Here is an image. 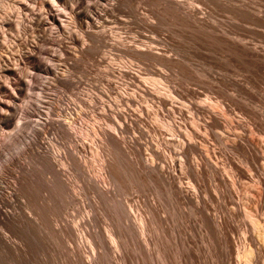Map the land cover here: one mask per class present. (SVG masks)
I'll use <instances>...</instances> for the list:
<instances>
[{"label":"bare ground","instance_id":"1","mask_svg":"<svg viewBox=\"0 0 264 264\" xmlns=\"http://www.w3.org/2000/svg\"><path fill=\"white\" fill-rule=\"evenodd\" d=\"M28 1L15 2L18 9L16 12L18 15L16 26L19 34L20 30L23 29V22L26 21L22 13L28 12L29 16H32L28 22L31 26H35V30L32 32L35 35L22 39L20 43L22 51L19 52L18 57L16 56L15 63H10L8 59L0 60V76L7 78L6 80L10 79V76L15 78V82L8 80L7 85L12 87V93L7 94L9 95L7 99L9 102H3L0 98V130L2 135L8 137L9 142H18V138L20 139L31 103L30 95H26L25 106L18 117L15 102L17 103L25 90L29 92H32V90L37 91L35 87L26 84L23 76L16 74L17 69L15 70L14 67L20 65L22 61L29 60L32 74L36 77L40 71L50 75L52 72L48 65L41 64L40 55H47L49 52L44 51L39 43L41 41L47 42L48 31L53 34L51 26H58L56 17L52 16V10L34 14L36 10L27 6L30 3ZM186 1L92 0L94 4L96 2L102 3L99 8H95L87 4L85 0H70L69 11L71 17L82 24H86L83 35L90 43L96 44L92 46L82 42L81 47L78 49V58L87 56L94 61L95 56L101 53L100 48L108 49L107 52H104L105 56L104 54L103 56L98 55V59H96V63L99 65L106 63L101 78L104 88L97 94L79 92L78 89H75L77 92L72 94L74 99L71 105H65L62 109L54 106L47 108L44 118L37 121L38 129H31L30 134L26 136V140L23 142L20 140L23 144L21 153L25 157V159H22H28V161L22 163L20 162L21 158L17 156L4 157L5 164L3 163L4 165L0 168V175L9 172L13 181L8 183L0 176V262H4L3 260L23 262L25 256L34 248L35 243L33 241L37 242L36 246L38 244L44 246L46 242L51 245L54 243L56 246H59L58 244L62 245L67 254L68 261H66L69 264H97L104 256L107 257L108 264H124L125 258L122 252L129 245L136 247L140 256L144 258L147 247L152 244L151 235H147V233L150 228L156 225L159 215L152 199L141 201L143 204L137 201V204L129 205V202L116 198L121 184L116 172L119 162L116 161L128 158L132 161V164L134 163L137 166L139 179L154 184L159 189L162 188L167 192L176 207H187L198 217L200 225L213 234L206 235L207 240L209 239V242L218 245L225 255L227 254L228 259L235 256V264H264V228L255 219L257 213L262 211L264 207V115L262 112L264 105L258 112H255V109H253L254 111L249 110L250 106L244 109L243 114L248 119L251 127V130H249L250 128L246 129V125L241 122L242 120L236 119L231 105L228 106L227 103H232L234 98H227L223 95L224 93L222 94L221 91H224V89L220 90L222 80L219 77L210 76L211 79H208L209 75L204 74L208 77V80L213 81L209 89L205 90L206 93L199 94L186 86V94L183 95L180 90L178 91V87L176 88L177 83L175 81L177 78L180 80V77L184 79L182 77L185 75L182 73L184 64L181 60L174 58L175 56L172 57L163 49L164 47L161 49L156 48L159 45L157 39L148 40L145 36L137 34V40L131 39L127 43L119 33H114L115 26L122 25L125 21L122 20L124 17L120 19L114 15V12L122 11L128 16V21H133L141 28L150 29L153 33L160 31L161 28H158V26L163 22L160 19V14L163 13L171 16L172 20L174 18V21L185 28L184 33L186 32L197 38L198 43L201 40L205 45H211L213 48L215 46L217 50H220L222 54L218 51L219 54L226 60V62L224 60V63L227 64V61L237 64L246 63L264 70V50L260 46L261 49L257 48V45V47L250 46L247 43L250 39L245 36L251 31L241 30L239 32L237 31L238 28L237 30L232 29L234 26L231 28L222 26L221 22H218L219 20L216 21L213 18L214 16L212 17V14L208 13L206 16V13L201 11L200 8L205 5L200 6L202 5L200 4L199 8L195 4H188ZM200 2H197V4ZM204 2L206 4L209 2V5L211 4L216 8L220 7V11L224 4L222 9L236 14L238 16L236 19L242 18L264 28V20L260 16L259 9L255 10L258 11V14H254V11H251L252 9L249 11L247 8H242L244 6H239L240 2L238 4L236 2L235 4L232 3L237 4L236 7L231 4V0H222L221 2L219 0L218 2L216 0H205ZM134 4L137 7L140 6L139 4H144L146 7L153 6L156 10L151 7L152 9L149 12L151 18H148L146 17L147 14L144 13L146 16L142 14V8L138 11V9H135L136 5L133 6ZM242 4L245 5L243 1ZM46 5L47 3L44 2L42 7ZM246 5L252 6L247 3ZM124 8H126V11L123 10ZM206 9L204 8L205 12H207ZM215 9L214 11L218 14V10ZM210 12H213L212 9ZM234 14L230 16H234ZM13 16V14H7L0 18V26L12 27L10 24L11 19H14ZM175 23L173 22L171 27L174 28ZM166 24V22H163V26ZM164 28L162 27V29ZM262 30L264 31V29ZM108 33L113 34L115 39L110 43H105L104 39L107 38ZM252 33L254 35L256 31L255 33L252 31ZM67 35L66 39L70 41L71 45L79 44L78 38L74 37L75 34L69 31ZM255 35L252 37H256ZM244 37L248 39L246 42H244ZM262 38L263 41H261V38L258 40L264 43V37ZM194 44L196 43L194 42ZM204 44L198 47L204 48ZM60 45L62 46L59 47V51L66 57H71V53L65 50L67 47L63 43H60ZM198 47L196 48L198 49ZM89 50L92 53H88ZM112 51L137 60V70L134 68L136 65L133 66L130 62H120L119 66L115 67L112 63L114 55V53H111ZM55 56L47 55L51 60ZM198 57L197 61L201 60ZM68 58H65V60ZM70 59L72 60V58ZM58 61L60 63L63 59ZM219 61L213 60L212 62L216 68L220 69L223 64L221 65ZM71 62L73 63V61ZM186 66L189 67L187 64ZM228 66H225L226 70L231 68ZM225 67H222V69ZM207 69H205L206 72ZM249 69L247 72L250 71ZM58 70L60 69L57 68V72H54L55 80L53 82L62 87L69 86L70 83L66 78L70 74L68 68H64L63 71ZM243 70L245 71V69ZM253 70L256 72L255 69ZM202 72L204 73V71ZM191 73H188L189 82L193 80ZM209 73L211 74L208 71L207 74ZM115 74L118 76L117 79L128 77L129 81L121 82L120 87H122L120 88L118 83L110 81V77H115ZM193 74L195 75V72ZM34 77L32 76L31 79ZM242 78L239 80L241 81ZM228 81L230 85L235 87L233 92L236 91L239 93L238 95L243 96L244 102L249 100L246 92H249L251 85L246 86L249 87V90L243 88V90H246V92H243L239 88L241 87L239 84L242 83L238 84L237 80ZM244 83H247V81ZM205 85L202 88L205 89ZM223 87L221 86V89ZM2 90L3 85L0 83V91ZM38 90L40 93L44 92L42 88ZM227 94L230 95L229 91ZM259 99L261 100V97ZM240 105L242 104L240 103ZM237 107L239 108V105ZM257 108H259V105ZM52 116H55L56 119H52ZM15 118H17L18 123L12 131L8 132L7 130L11 128ZM253 132L257 133L263 140L256 141ZM5 148L6 145H0V154ZM89 150L101 159L100 166L96 170L91 169L89 166L90 162L86 157ZM106 154L112 157L108 155L106 157ZM231 154L237 157V163L230 157ZM219 156L222 157L223 162L219 160ZM35 167L36 169H34ZM225 176H235L242 180H252L255 177L257 178L256 184L259 186L253 201L254 208L252 211L254 215L246 214L251 231L246 229V235H243L240 240L233 241L228 235L229 232L236 231L228 221L238 216L239 213L240 204L234 200L235 195L238 193L236 189L238 181H236L237 179H230V184H228ZM185 179L187 182L184 183ZM206 183H210L211 186H205ZM18 194L24 195L26 203L24 201V203H19L20 200L17 201ZM202 194H204V197ZM84 195L91 197V204L86 205L88 203L85 204V201L80 198ZM57 197H61L63 203L65 202L66 209L70 205H76L83 214L77 219H75L77 216L74 217L73 215H71V218L74 217L72 219L63 218L64 214L68 213L66 212L68 209L63 215L57 212ZM219 201L232 207L233 213L226 215H229L228 219L226 216V219H221L219 215L217 217L212 213L215 211L216 206L219 207ZM109 203L117 208V218L110 219V221L108 219L110 223L106 222L104 229L100 226H94L93 223L96 222L94 216L97 210L100 209V205ZM85 208L87 209L85 210ZM127 208L130 212H127ZM69 215L70 213H68ZM58 216L59 220H57ZM133 220L138 225L139 238H137V242L134 240V235H130L129 232L130 223ZM103 222L105 223V221ZM8 235H13V237L25 235L27 240L24 243L17 240L16 242L11 240ZM105 235L109 241L104 239L103 236ZM25 237L22 238L25 239ZM85 249H88L89 252H86ZM229 262L230 260L227 263L231 264ZM142 263L145 264L143 259ZM44 264H49L48 260L47 262L44 261Z\"/></svg>","mask_w":264,"mask_h":264},{"label":"rangeland","instance_id":"2","mask_svg":"<svg viewBox=\"0 0 264 264\" xmlns=\"http://www.w3.org/2000/svg\"><path fill=\"white\" fill-rule=\"evenodd\" d=\"M23 1L24 0H0V18H2L3 16H5L7 14H13L14 15L13 16L14 19L13 18H12L13 20L11 19V24H10V25H12V27L11 26H0V60L4 61V60L8 59L10 61V63H12V64H13V62L15 63V61L19 55V52L22 51V48H21L22 46H20L22 39H24L25 37H30V36L32 37L35 35L34 33H32L33 30H35V26H31L30 23L28 22L32 17L31 15L29 16L28 12L22 13L23 18H26V21L23 22V29H21L22 31L20 30V33L18 34V27L16 26V21H17V17H18L16 12L18 11V9H17V6H15V2L21 3ZM67 1L68 0H46V1L45 0H36V1L29 0L28 2H30V3L26 2V3H28L27 6L28 7L30 6L29 8H31V9L34 8V10H36L34 12V14H39L41 12H47V11L49 12L50 10H52V12H51L52 16L54 18L56 17L55 19H56V23L58 24V26H53V25L51 26L52 27L51 30H53V34L50 33V31H48L47 36H46L47 42L41 41L39 43L40 44L39 46L44 51L49 52V54H47V55H52V56L56 55V56L54 57L53 60H51L50 57H47V55H40V57H39L41 64L48 65L50 67V69L52 71L51 75L40 71V73H38L37 77H36L34 74H32L33 71L30 69L31 65L29 64L30 63L29 60L28 61H22L21 64L18 66L13 65V66H15L14 67L15 70L17 69L16 74L18 76H23V80L26 82V84L28 86L35 87V89H37V91L32 90V92H29L28 90L27 91L25 90L22 97L19 98L17 103L15 102V104L17 106V117H18V115L20 114V111L25 106L24 103L27 100L26 97L28 95H30L31 103L29 105L28 114H27V117L25 119L26 124L24 125V128H23L24 130H22V132L20 134L21 135L20 139L18 138L19 143L18 142H9L8 137L6 138L4 135H2V131L0 130V145H3V146L6 145V148H7V149L5 148L3 150V152L0 154V163L2 162L1 163L2 165L0 164V168H1V166H3L5 164L3 161L4 157H7V156L9 157L10 155L11 156H17V157L21 158L20 162H22V163H25V161H28V159L23 160V159H25V157L21 153L23 151L22 142L26 140V136H28L30 134L31 129H33V128L35 130L38 129L37 128L38 127L37 121L39 119L44 118V115L46 113L47 108H51L54 106V107H57L58 109H62L63 107H65V105H69V104L71 105L73 103V99H74L72 97V94L77 92V90H75V89H78L79 92H93L94 94H97L98 92L101 91V89L104 88V83L102 82L101 78H102V72L104 71V66H106V63H104L103 65L102 64L99 65L96 63V59H98V55L103 56V54H104V56H105L104 52H107L108 49L105 50L103 48H100L99 51L101 53H99L97 56H95L96 58L93 59L94 61H92V59L90 57H87V56L82 57V58L81 57L78 58V49L81 47L82 42L85 44L92 45V46H94L96 44L90 43V41L87 40V38L83 35V31L86 29V24H82V23H80V21L74 20L71 17V14L69 11L70 0L68 1L69 3ZM184 1H186V0H184ZM190 1L191 0H189V1L187 0L186 2L188 4H193V5L195 4V6H198L199 8H200V6L205 5L204 7L200 8L201 11L206 13V16L208 13L212 14V17L214 16L213 18L216 19V21L219 20L218 22H221L222 26L224 25L225 27H230V28L234 26L232 29L237 30V28H238L237 31H239V32H241V30H243V31L248 30V32L251 31L249 34H247L245 36V37H249L248 39H250V41H248L247 43L250 46H256L257 45L258 46V47L256 46L257 48L262 47V49L264 50V46H263L264 43L261 42V41H263L262 37H264V34H263L264 31L262 30L264 28H262L258 25L256 26L253 23H250L249 21L243 20L242 18H240L242 20H240L239 18L236 19V17H238V16L234 13H233L234 16H230V15H233L232 12H228L225 9H224L225 10V12H224V10L222 9V8H224V4H223V7L221 8V11H220V9H219L220 7L216 8L215 6H213L211 4L209 5V2L206 4L204 2L205 0L204 1L200 0L201 2L199 0L198 1L192 0L191 2ZM194 1H195V3H194ZM216 1L218 2V0H216ZM221 1L222 0H219V2H221ZM232 1H234V2H232ZM242 1H243V3H245V5L242 4ZM245 1L244 0H236V1L231 0V4L232 3L235 4V2L238 4L240 2L241 4L240 3L238 4L239 6H244L242 8H247L249 11L252 9L251 11L252 12L254 11V14H258V11H259L260 16L264 20V18H263L264 17V0H245ZM44 2H46L47 5L45 7H42V4ZM85 2L89 5H91L92 7H95V8H99L100 5H102V3H100V2H96L94 4L92 2V0H85ZM197 2H200V3L197 4ZM246 3L252 5L253 8H252V6L246 5ZM200 4H202V5H200ZM234 4H232V5L234 7H236L237 4L236 5H234ZM32 5H34V6H32ZM135 5L136 4H134L133 6L135 7ZM139 5L141 7L140 6L137 7V5H136L137 8L135 7V9L136 10L138 9V11H140V9L142 8L141 9L142 14H144V13L147 14V16L145 14L144 15L148 18H151V14L149 13L151 11L150 9L153 8V10H156V9H154L153 6L146 7V5H144V4H139ZM143 5L145 6V9H144L145 12L143 10V7H144ZM210 7H212V8H210ZM254 7H255V9H254ZM148 8H149V10H148ZM204 8L205 9L209 8V9H206L207 12H205ZM213 8L214 9L216 8L215 9L216 11L218 10V14H217V12L214 11ZM125 9L126 8H124L123 10L126 11ZM211 9L213 12H210ZM256 9H259V10L255 11ZM114 13H115L114 15H116L120 19H122L124 17L122 19L123 21L127 20L126 23L124 21V24L117 25L118 27L115 26V30H114V33L115 34L119 33V35L123 37L125 42L129 43V41L131 39L137 40V36L139 34L145 36V38L148 40H151V39L156 40L157 39L156 41L159 42V45L156 48L161 49L164 47L163 49L165 51H167L170 55H172V57L175 56L174 58L178 59L179 61L181 60V62L184 64L182 73L185 74L182 77L188 81L182 79L180 76H179L180 80H179V78H177L178 80L176 79L175 81L177 83L176 88L178 87L177 88L178 91L180 90V93H182L183 95H184V93L186 94V92H185V90L187 89L186 86H188L189 89L195 90V92H198L199 94H203V93L205 94L206 93L205 90H208L209 86L211 84H213L212 80H208V79H211L210 76L219 77V79L222 80L221 86L223 87L225 85V87H223L222 89L220 86V90L224 89V91H226L227 93L229 91L230 95H228L224 91H221L222 94L224 93L223 95L225 97L227 96V98H232V99L234 98L232 100V103H230V102L227 103L228 106L230 107V105H231L232 111L235 112L236 119L237 120L241 119L242 120L241 122L243 123V125H246L245 128L246 129L250 128L249 130H251V127L249 125V121L243 113H244V109H247L249 106H250L248 108L249 110L254 111L253 109H255V112H258V111H260L259 109H261L262 106L264 105V92H263V90H264L263 89L264 88V86H263L264 85V78H263L264 70H261L255 66H253V65L250 66V64H246V63L237 64L235 62L233 63L230 61L229 62L227 61V64L224 63L225 59H223V57H221L222 52L220 50H217L215 46L213 48V46L211 47V45L210 46L205 45L204 42H202L201 40H199V43L201 42L199 44L197 38L192 37L190 34H188L186 32L184 33V31H186L185 28L182 27L181 25H179V23L177 21H174L175 20L174 18L172 20L171 16H169L167 14H163V13H161L162 15L160 14V17H161L160 19H162L163 22H166L167 26L164 25L165 26V28H164L163 22L161 20L162 24H160L158 26V28L159 27L161 28L160 31L153 33V31L150 29L145 28V29H147V30H145L143 27L141 28V27L137 26V24H134L133 21H130V20L128 21V18H127L128 16H126V14L123 13L122 11L119 10L117 13L116 12H114ZM215 14H216L217 18L215 16ZM44 17H47V16L44 15ZM169 17L172 20V24H173V22L174 23L177 22L173 25L174 28L171 27L172 24H171ZM232 17L234 18V20ZM242 21H244V22H242ZM169 22H170V25H169ZM222 22H223V24H222ZM49 23H51V21H49ZM175 25H176V28H175ZM162 27L166 31L164 29H162ZM161 30H163V31H161ZM69 31H71L73 34H75L74 37L76 36L78 38L79 44L71 45L70 41L66 39L68 37L67 33ZM252 31L254 33L256 31V33H255L256 35L254 34L256 37H252V36H254V35H252L253 34ZM155 33L157 35H154ZM171 33H173V34H171ZM260 34H261V36H260ZM188 35H190V36H188ZM185 36H186V38H184ZM245 37H244V40H245L244 42H246L248 40ZM191 38H192V40H191ZM251 38H253V39H251ZM260 38H261V41H259ZM113 39H115L113 34L108 33L107 38L104 39V42L110 43V42H112ZM148 40H145V41H148ZM189 40H191V41H189ZM193 40H195L194 42L196 44H194ZM60 43H63L67 47L66 49L65 48L64 49L67 52L71 53V57L68 58L65 55H63L61 51H59L60 50L59 47L62 46V45H60ZM201 44H204L206 47L211 48V49H208L203 45L202 46L204 48L198 47V46H201ZM196 47H198V49ZM205 48H206V50H205ZM175 49H176V51H175ZM214 49H215V51H214ZM55 51H57V52L55 53ZM205 51H207L208 53ZM218 51L221 52V54H219ZM191 52L194 53L195 57H194L193 53L191 54ZM201 52L203 53V56H202ZM209 52H211V53H209ZM88 53H92L91 50H89ZM111 53H114V51H112ZM177 53H178V55H177ZM197 53H198V55H197ZM205 53L207 54V56H205L206 55ZM111 55H113V54H111ZM121 56H122L121 54H117V53H114L113 57L111 56L113 58L112 63L114 64L115 67L119 66L120 62H127V63L130 62V64H132L133 66L136 65L134 68L137 67V63H136L137 60L132 59V58L130 59L127 56H122V57ZM177 56H179V57L177 58ZM196 56L197 57L199 56L201 58V60L203 62L202 64H201V60H199L200 59L199 57H198L199 61H197ZM214 56H217V57H214ZM182 57L184 60L182 59ZM12 58H14V59H12ZM65 58H68V59L65 60ZM70 58H72V60ZM202 58H205V59H202ZM217 58H219V59H217ZM59 59H63V61L59 63V61H58ZM69 59L71 61H73V63ZM213 60L214 61L220 60L219 62H221V65L223 64L220 68L221 70L219 68H216L213 65V62H212ZM183 61L184 62L186 61L185 63L189 66L188 67L189 69L187 68L186 64ZM207 61H208V64H207ZM225 62H226V60H225ZM203 64H205V65H203ZM72 65H74V66H72ZM225 66L231 67L230 69L232 71L228 67H227L228 69L226 70ZM141 67H143V66H141ZM222 67H225V68L222 69ZM238 67L241 69V71ZM242 67H243V69H245V71L242 69ZM57 68L60 69L58 71H63L64 68L65 69L68 68L70 74L66 78L70 83V84H68L69 86L62 87V86L58 85L57 83L53 82L55 80V78H54L55 73L54 72H57ZM155 68H157V67H155ZM201 68L204 70H202ZM207 68H209V69H207ZM247 68L248 69L250 68L249 72H247L248 71ZM205 69H207V72L205 71ZM224 69H225V71H224ZM253 69H255L256 72ZM136 70H137V68H136ZM215 70H217L218 72H216ZM234 70L236 71V73ZM202 71H204V73ZM208 71L211 72V74L210 73L207 74ZM194 72H195V75L193 74ZM219 72H221V73H219ZM231 72L233 75L231 74ZM243 72H244V74H243ZM188 73H191L192 75L191 74L190 75L193 77V80L192 81L190 80V82L188 79ZM204 74L206 76L209 75L208 76L209 78L206 77ZM201 75H202V77H201ZM240 75H241V78L243 75V78L241 81L239 80V79H241ZM26 76H29V77H26ZM32 76L33 77L35 76V77L31 79ZM114 76L115 77L111 76L110 77L111 80L110 79L109 80L118 83L119 87H120L121 82H128L129 81L128 77H124V78H121L119 80V79H117L118 76L116 74ZM261 76H262V78H261ZM4 78L5 77L0 76V83L3 85V90L0 91V94H1L0 98L3 102L4 101L9 102V100H7L9 95H7V94L12 93V90H11L12 87L7 85V84H8V80L11 82H15V78L12 76H10L9 77L10 79H8V80H6L7 78H5V79ZM195 78H197V79H195ZM245 78H247V79H245ZM234 79H236L237 81ZM182 80L185 83L181 82ZM228 80L236 81L238 84L242 83L244 86L242 84H239V86H241L239 88L242 89L243 92H246V90L250 89L249 92L248 91L246 92V94L248 93L250 102H248L249 100L248 101L245 100L246 102H244L243 96L241 94L238 95L239 93H237L236 91H235L236 93L233 92L234 91L233 88H235V87L230 85V82ZM179 81H180V83H179ZM246 81H247V83H244ZM254 81H256V82H254ZM205 82H207V83H205ZM199 83H200V86H199ZM226 83H228V84H226ZM186 84H188V85H186ZM204 85H205V89L202 88ZM248 85L249 86L251 85V87L250 88L246 87ZM182 86L185 88L183 89ZM229 87H231V88H229ZM4 88H5V90H4ZM41 88L44 90V92H42V93H40L38 90ZM228 88H229V90H228ZM243 88L246 90H243ZM8 89H10V90L8 91ZM202 89H203V91H202ZM252 92H254V93H252ZM232 93H234V94H232ZM249 93L251 96L252 95L253 96L251 97L249 95ZM256 97H258V98H256ZM260 97H261V100L259 99ZM233 101H235L236 103H234ZM254 101H255V103H254ZM240 103L242 105H240ZM237 105H239V108L237 107ZM256 105L257 106L259 105V108H257ZM242 108H243V111H242ZM263 109H264V107H263ZM263 109H262V112L264 115ZM235 110H237V111H235ZM51 118L54 120L56 119L55 116H52ZM17 123H18L17 118H15L11 128L7 131L8 132L12 131V129H14L13 127H15ZM23 133H24V135H23ZM40 133H41V130H40ZM253 136L255 137L256 141L263 140L255 132H253ZM20 140L22 142H20ZM107 155L108 154H106V157H108V156L112 157L111 155H108V156ZM86 157L89 159V162H90L89 166L91 169L96 170L97 168H99L100 163H101V161H100L101 159L95 153H93L92 151L89 150L86 154ZM220 157L221 156H219V160H222V162H223L222 157L221 158ZM230 157L232 159H234V161L237 163L238 160H237V157H235V155L231 154ZM127 159H124L122 161H119V160L116 161V162H119L117 164L118 170H116L117 177H118L119 181L121 182L120 190L117 192L118 194H116V195H118V196H116V198L125 200V201H127V203L129 202L128 203L129 205H131L133 203L137 204V201L142 203L143 200L145 201L148 199H152L154 201V204L156 205V209H157V212L159 215V220H157L156 225L153 226L152 228H150V230L147 233V235H151L150 237L152 238L151 239L152 244H150L149 247H147L146 256L144 258H142L140 256V254L138 253L137 248L129 245L122 252V255L125 258L124 264H143L142 259H143V262H145V264H228L227 263L228 260H230L229 263H231V264L236 263L235 262V260H236L235 256L228 259L227 254L225 255L224 251L222 249H220L218 247V245L216 246L215 243H213V242H212L213 245H211L212 243H211V241L209 242V239L207 240L206 235H211L212 233L208 232V230L206 231L205 228H203L200 225L198 217L196 215H194L187 207H183V208L182 207H176L174 205L173 201L169 198L167 192L165 190H163L162 188L159 189L158 186H155L154 184H151L149 182L147 183L142 179H139L140 177L138 176L139 174H137V168H136L137 166L134 165V163L132 164V161H130L129 159L127 160ZM34 169H36V167ZM11 170H12V168H11ZM221 173H223V172H221ZM3 174L4 175L1 174L0 176H1V178L5 179V181H7L8 183H11L13 181V179H11L12 177L10 176L9 172L3 173ZM225 178H226L228 184H230L229 183L230 179H237L236 181H238V184L236 185V189H237L238 193L235 195L234 200H235V202L240 204L239 213H238V216H236V217H234L228 221L231 224V226L233 227V229L236 231H231L228 233V235H230V237L232 238L233 241L234 240H240L243 235H246V229L251 231L249 219L246 218V214L249 213L252 216L254 215V213L252 211V209L254 208L253 201L255 200V195H256V192H257L259 186L256 184L257 178H255V177H253L252 180H247V179L242 180V179H238V177H235V176L234 177L225 176ZM183 182L185 183V182H187V180L185 179ZM122 186H123V188H122ZM205 186L210 187L211 184L206 183ZM210 191L212 193V188ZM19 196H17V201L20 200L19 203H22L23 201L26 203L25 198L23 197L24 195H21V197L24 200ZM202 196L204 197V194H202ZM80 198H82V200L85 201V204L88 203L86 205H89L90 199H91V197L89 195H84L83 197H80ZM57 200H58V206H59V208H58V206L56 207L57 212H59L62 215L66 212L70 213V215H69L70 217L68 216V213H66V214H64L65 217L63 216V218L72 219V218L77 216L75 218V219H77L81 214H83L82 211H80L78 206L70 205V206H68V208H67L68 210H67L66 209L67 206H66L65 202L63 203V200L61 199V197H57ZM219 202H220V205H218V206L221 208H219L217 206L215 207V205H214L215 211L212 213L215 216L219 215V218H221V219H226V217L228 219L229 215L228 216H226V215L233 213V209H231L232 207H230L229 204H228L229 205L228 206L227 204L226 205L222 204L221 201H219ZM223 205L226 206L225 209H224L225 206H223ZM112 207H113V205L111 203L106 204V205L104 204L102 206L100 205V209L97 210V212L95 213L94 217H95L96 222L93 223V225L94 226H100L104 229V224L105 225L107 224L106 222H109L110 219H114V218L116 219L117 218V208H115V207L112 208ZM214 207H213V209H214ZM101 208H103V209H101ZM135 208L137 209V207H135ZM217 208H219V209L217 210ZM71 209H73V210H71ZM86 209L87 208H85V210ZM136 209H134V210H136ZM126 210H127V212H130L129 208H127ZM71 211H72V213H71ZM136 211H133V212H136ZM71 215H73L74 217L72 216V218H71ZM223 217H225V218H223ZM60 218L62 219L61 215H60ZM60 218L58 216L57 220H59ZM108 219H109V221H108ZM255 219L258 220V222H260V224L263 225V228H264V207H263L262 211L257 213ZM103 221H105V223ZM129 232H130V235H134V240L137 242V238H139V232H138L137 222H135L134 220L130 223ZM133 233H135V234H133ZM8 236H9V238L11 237L10 238L11 240H14V241L17 240V241H20L23 243L26 242V240H27L25 235H17L15 237H13V235H8ZM22 237L23 238L25 237V239H23ZM103 237L106 241H109L107 239L106 235ZM183 240H185L186 242ZM33 243H35V245H33L34 248L29 252L30 254L28 253V255L25 256V260L24 261L22 260L25 264H41V263L44 264V261L47 262V260H48L49 264H69L67 262L68 258H66V256H67L66 251L64 250L62 245L58 244L59 246H56L53 243V245H54L53 246L49 242H46V244L44 246L39 245V244L36 246L37 242L33 241ZM55 246L57 247V249ZM212 246L216 247L218 250ZM212 248H214V249H212ZM58 249H61V250H58ZM85 251L89 252L88 249H85ZM188 251H190L191 254ZM188 253H189V255H188ZM3 261L4 262H0V264H20V263L24 264L23 262L18 263L16 261L17 262L16 263V262H12L11 260H8V261L3 260ZM219 261H220V263H219ZM97 264H108L107 257L106 256L102 257L101 260L97 262Z\"/></svg>","mask_w":264,"mask_h":264}]
</instances>
